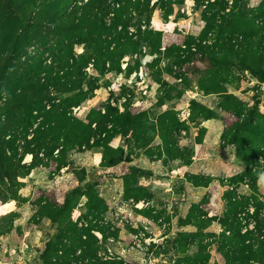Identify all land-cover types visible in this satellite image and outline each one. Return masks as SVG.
<instances>
[{
	"label": "trees",
	"instance_id": "obj_1",
	"mask_svg": "<svg viewBox=\"0 0 264 264\" xmlns=\"http://www.w3.org/2000/svg\"><path fill=\"white\" fill-rule=\"evenodd\" d=\"M37 1L9 4L16 8L11 13L13 27H1L7 33L0 31L1 38L7 39L0 43V198L15 197L20 175L28 169L22 163L26 153L34 154L36 165L37 149L49 152L60 146L65 153L75 145L89 144L95 132L72 115L73 108L84 106L95 91L106 88L104 81L109 74L124 73L122 60L126 55L140 53L142 47L151 55L171 56L183 51L188 53L186 61L205 66L204 70L192 67L198 74V86L207 94H218L223 110L237 118L224 138L236 147L238 162L245 170L227 180L219 214L209 216L201 209L203 204H198L189 219L181 222H193L197 229L178 233L175 249L186 252L188 245L196 252L185 254L175 264H210L213 252L224 264H264V202L255 171L261 166L260 159L264 160L262 99L254 96V105L248 108L229 88L240 85V75L246 71L264 85V0L256 7H250L251 0H194L193 12L201 15L202 30L185 38L184 50L171 46L163 53V32L151 26L152 16L159 10L168 18L176 7H184L186 0H155L153 5L151 0H43L36 12L31 6ZM80 46L83 52L78 54L76 48ZM32 48L35 54L30 52ZM140 65L139 60L129 63L128 76ZM193 106L199 108L202 120L217 117L213 109L197 103ZM165 115L174 120L167 127L174 128V113L167 111ZM100 118V127L111 122V114ZM146 118L145 112L133 115L128 110L117 117L134 130H140ZM78 128L82 134H77ZM102 128L100 134L106 133L102 139L110 141L108 130ZM30 133L34 138L31 142L27 140ZM100 140L95 143L99 145ZM136 141L140 147L146 145L140 133ZM144 197L152 199L149 193L134 196L137 202ZM96 199L101 205L102 200ZM71 213L70 200L47 207L45 216L56 229L48 236L42 257L46 263L53 264L56 259L57 264H125L123 260L103 261L98 257L93 244L97 238L89 230L79 229ZM85 233L91 238L88 241L83 240Z\"/></svg>",
	"mask_w": 264,
	"mask_h": 264
},
{
	"label": "rangeland",
	"instance_id": "obj_2",
	"mask_svg": "<svg viewBox=\"0 0 264 264\" xmlns=\"http://www.w3.org/2000/svg\"><path fill=\"white\" fill-rule=\"evenodd\" d=\"M14 1L0 0V31L1 27H13L11 13L16 8L9 4L14 6ZM261 1L251 0L250 7ZM42 2L32 3L36 6L31 9L39 11ZM151 2L153 5L155 0ZM193 6L194 0H186L185 6L176 7L168 18L159 10L154 12L151 26L163 32L162 53L171 46L184 50L185 38L189 34L197 36L202 30L204 23L200 13L193 12ZM3 42L7 39L3 40L0 33V43ZM76 51L82 53L83 47ZM30 52L35 54L33 48ZM187 54L175 51L171 56L151 55L147 47H142L140 53L126 55L122 60L124 73L109 74L104 81L106 88L95 91L84 106L73 108L72 115L95 132L88 145H75L65 149V153L60 146L49 152L31 146L38 155L36 165L34 154L26 153L22 163L29 170L20 175L15 197L0 198V264H48L42 257L56 225L45 216L47 207L63 205L67 200L71 202L73 222L97 238L94 248L103 261L175 264L185 254L196 252L188 245L186 252L180 247L175 249L178 233L197 229L193 222H181L189 219L198 204H203L201 209L209 216L219 214L227 180L245 167L238 162L236 147L224 138L226 129L237 118L223 110L218 94H207L198 86V74L192 67L204 70L205 66L186 61ZM138 60V70L128 76V64ZM240 76V85H230V92L248 108L254 105V96H260V111L264 113V85L252 79L248 71ZM194 103L213 109L217 117L202 120ZM127 110L133 115L147 113L140 130L117 119ZM167 111H172L177 119L174 128L167 127L173 120L165 115ZM109 114L111 122L100 127V117ZM102 127L109 132L108 142L102 139L106 135L100 134ZM139 133L145 146L140 147L136 141ZM77 134H82L79 128ZM27 140H34L33 133ZM24 144L25 141L20 146ZM260 162L255 171L264 202V160ZM196 181L202 185L192 183ZM136 193H149L152 199L144 197L137 202ZM96 197L102 200L101 205ZM89 239L85 233L83 240ZM80 253L77 251L76 257ZM52 262L57 264L56 259ZM210 264H224V260L213 252Z\"/></svg>",
	"mask_w": 264,
	"mask_h": 264
}]
</instances>
